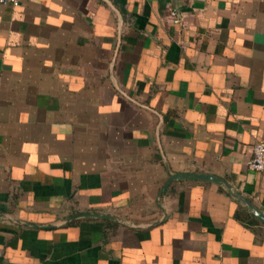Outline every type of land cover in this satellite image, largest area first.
<instances>
[{"label":"crops","instance_id":"0c3cea01","mask_svg":"<svg viewBox=\"0 0 264 264\" xmlns=\"http://www.w3.org/2000/svg\"><path fill=\"white\" fill-rule=\"evenodd\" d=\"M258 141L264 0L0 5V264H264Z\"/></svg>","mask_w":264,"mask_h":264},{"label":"water","instance_id":"95a60500","mask_svg":"<svg viewBox=\"0 0 264 264\" xmlns=\"http://www.w3.org/2000/svg\"><path fill=\"white\" fill-rule=\"evenodd\" d=\"M187 179H201L204 181H215L216 179L214 177L208 176V175H202V174H191V173H178L175 175H170L168 181H166L162 188H161V192H164L168 186V184L171 181H178V180H187ZM246 204L249 207V210L255 215L257 216L260 220L264 221V215L260 212V210H258L257 208H254L252 206V204L248 201L245 200ZM81 216H84L86 218H101V219H110L113 216L112 215H107V214H99L97 212H81L80 214H76L74 216L70 217V220L72 219H76V218H80Z\"/></svg>","mask_w":264,"mask_h":264},{"label":"built area","instance_id":"2783aa9c","mask_svg":"<svg viewBox=\"0 0 264 264\" xmlns=\"http://www.w3.org/2000/svg\"><path fill=\"white\" fill-rule=\"evenodd\" d=\"M21 0H0V5H10L12 7L19 5ZM174 16L175 14L172 13ZM251 171L264 173V141H258L252 151V157L248 162Z\"/></svg>","mask_w":264,"mask_h":264}]
</instances>
